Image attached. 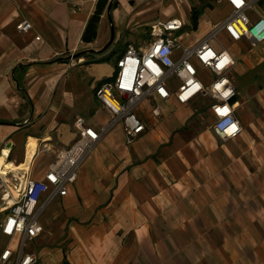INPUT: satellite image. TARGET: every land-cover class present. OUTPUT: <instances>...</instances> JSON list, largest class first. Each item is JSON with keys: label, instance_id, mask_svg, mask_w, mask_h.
<instances>
[{"label": "crops", "instance_id": "0c3cea01", "mask_svg": "<svg viewBox=\"0 0 264 264\" xmlns=\"http://www.w3.org/2000/svg\"><path fill=\"white\" fill-rule=\"evenodd\" d=\"M162 1L0 0V153L8 149L6 161L23 163L30 146L23 173L42 180L78 137L77 116L97 131L111 120L94 91L113 78L129 45L145 49L152 22L179 18L183 29L193 30L188 39L187 32L174 35L177 59L182 47L196 45L219 22L208 16L215 3L228 6L175 0L167 10ZM198 3L193 27L191 6ZM99 7L93 35L86 28ZM256 9L252 18L264 15L262 5ZM21 20L32 25L25 34L15 28ZM116 25L129 35L123 45L119 32L109 40ZM223 33L210 44L235 60L229 78L237 93L229 103L241 133L226 140L215 135L208 96L187 104L173 96L143 99L134 112L145 130L127 144L121 124L110 126L66 195L43 210L38 249L26 248L35 264H264V44L232 42L224 33L225 45ZM193 63L208 85L213 74Z\"/></svg>", "mask_w": 264, "mask_h": 264}, {"label": "built area", "instance_id": "2783aa9c", "mask_svg": "<svg viewBox=\"0 0 264 264\" xmlns=\"http://www.w3.org/2000/svg\"><path fill=\"white\" fill-rule=\"evenodd\" d=\"M222 1L228 5L229 14L212 24L196 45L182 47L177 59L173 58L174 49L180 46L174 33L183 29L185 22L179 18H158L152 22L150 41L145 49L129 45L115 62L113 78L94 91L96 99L111 114V120L97 131L88 126L82 116H77L74 125L79 131L78 137L57 154L42 180L23 174L9 179L0 175V211L5 212L0 234L8 238L0 251V264L37 262V256L26 247L42 232L39 217L43 210L55 198L66 195L67 186L76 181L79 168L110 126L121 124L127 144H132L145 130L144 123L134 112V107L143 99L155 96L166 100L173 96L178 103L187 104L198 95L208 96L212 99L210 108L216 111L212 127L215 135L226 140L241 133L242 127L232 115L229 103L237 93L229 78L235 60L226 49H214L210 41L224 32L232 42L245 39L251 45L264 44V15L251 17L257 13L258 5L264 7V0H217V3ZM15 28L25 34L32 25L21 20ZM193 61L213 74L208 85L198 78ZM153 114L159 113L155 109ZM15 239L18 246L13 249L11 243Z\"/></svg>", "mask_w": 264, "mask_h": 264}, {"label": "rangeland", "instance_id": "374dc122", "mask_svg": "<svg viewBox=\"0 0 264 264\" xmlns=\"http://www.w3.org/2000/svg\"><path fill=\"white\" fill-rule=\"evenodd\" d=\"M194 4V3H193ZM152 5H155V11H154V13H155V15L157 14V7H156V4H152ZM162 5L167 9V10H169V7L170 6H175V0H163L162 1ZM191 5V4H190ZM202 4H196L195 6L194 5H192L191 6V8L193 9V8H198L199 6H201ZM228 13H229V8H228V6H221V5H218V4H216L215 3V6H214V8L212 9V10H210L209 12H208V16L212 19V20H216V21H221V20H223L227 15H228ZM114 30H112L111 31V35H110V38H109V40H111V37H112V35H114V34H116L117 32H119V33H121V35H122V38L124 37V41L121 39V41L119 42V44H122V43H124L125 42V39H126V37H128L129 35H126L127 33H126V31H125V28H124V26L123 25H116V27L114 26ZM186 33L187 32V34L189 35L186 39H188V38H190V36H193L195 33L193 32V30H190V28H184V29H182L181 31H178V32H175L174 33V35H178V34H180V33ZM125 34V35H124ZM183 36H185V34H183ZM219 39L220 40H222V42L226 45V44H228V42H227V38H226V36H224V33L223 34H220L219 36ZM123 41V42H122ZM230 43V42H229ZM123 45V44H122ZM117 55V54H116ZM115 57V56H114ZM11 163V162H10ZM14 165V164H13ZM27 168V167H26ZM13 175H16V174H7V175H4L3 177H5L6 179H9L10 177H12ZM1 204V203H0ZM2 205H0V207H1ZM4 214H5V212H2V211H0V223L2 222V220H3V216H4ZM41 219L42 218H40L39 219V221L41 222ZM8 243V238L7 237H5V236H2L1 234H0V251L2 250V248L4 247V246H6V244ZM18 246V243H17V241H16V239L11 243V248H13V249H16V247ZM27 250H29V249H32V248H35V249H38V245H37V239L36 240H34V241H32V242H29L28 244H27Z\"/></svg>", "mask_w": 264, "mask_h": 264}, {"label": "bare ground", "instance_id": "6f19581e", "mask_svg": "<svg viewBox=\"0 0 264 264\" xmlns=\"http://www.w3.org/2000/svg\"><path fill=\"white\" fill-rule=\"evenodd\" d=\"M8 152H9L8 149H3L2 152L0 153V175H7L9 173H14L18 175L19 173L18 171L20 170L22 171V174L25 175V173L23 172L25 171L27 165L31 163L34 151L32 152L30 149V146H28V153H27L26 160L23 163L18 164V165H13L9 161H6ZM7 202L9 203L10 201L7 200Z\"/></svg>", "mask_w": 264, "mask_h": 264}, {"label": "trees", "instance_id": "16d2710c", "mask_svg": "<svg viewBox=\"0 0 264 264\" xmlns=\"http://www.w3.org/2000/svg\"><path fill=\"white\" fill-rule=\"evenodd\" d=\"M114 1L115 0H113V2ZM101 10H102V8H100V7L96 8L93 16L90 18V20H89V22L87 24L86 31H90L93 35L95 33L96 23L98 21L99 14H100ZM199 14H200V10H198V9H193L192 10V13H191V16H190V20H191V23H192L193 27H196V25H197V20H198Z\"/></svg>", "mask_w": 264, "mask_h": 264}, {"label": "water", "instance_id": "95a60500", "mask_svg": "<svg viewBox=\"0 0 264 264\" xmlns=\"http://www.w3.org/2000/svg\"><path fill=\"white\" fill-rule=\"evenodd\" d=\"M113 40V36H112V38H111V40H110V42Z\"/></svg>", "mask_w": 264, "mask_h": 264}]
</instances>
